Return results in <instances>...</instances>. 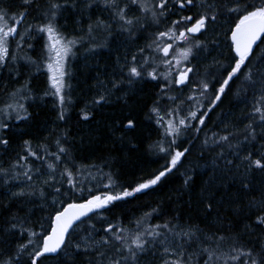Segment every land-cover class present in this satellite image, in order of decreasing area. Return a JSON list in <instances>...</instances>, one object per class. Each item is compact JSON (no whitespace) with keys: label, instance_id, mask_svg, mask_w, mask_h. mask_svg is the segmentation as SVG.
I'll use <instances>...</instances> for the list:
<instances>
[{"label":"snow or ice","instance_id":"obj_1","mask_svg":"<svg viewBox=\"0 0 264 264\" xmlns=\"http://www.w3.org/2000/svg\"><path fill=\"white\" fill-rule=\"evenodd\" d=\"M34 3L22 0L23 11L15 14L0 8V69L13 71L17 59L28 60L37 72L46 67L49 88L44 96L56 98L53 106L58 108V120L63 121L71 103L66 91L70 87L65 80L66 61L85 35L93 42L94 34L100 33L110 36L119 32L130 40L149 33L138 51L130 58L124 57L120 65L122 78L112 81V89L123 83L131 86L138 80L157 81L159 92L148 119L163 129L164 138L170 139L156 142L155 147L166 160L159 170L119 186L111 173L104 174L97 165L76 163L67 146V133L57 135L51 144L47 138L36 145L31 139L23 140L15 162L7 168L0 166V184L21 182L18 191L9 189L10 199L39 197L43 203L50 201L51 206L61 207L54 208L47 228L40 225L41 232L28 226L27 214H10L0 225V264H43L49 258L61 264H264V187L254 184L256 174H264V51L254 54L264 44V0H46L43 9L37 6L39 25L30 24L21 34L18 29ZM69 10H75L80 18L89 10L107 15H89L86 34L66 35L59 17ZM228 21L224 32L230 42L228 63L214 59L210 67L216 71L205 69L200 74L192 61L208 44H216L208 33L215 34L217 26L223 27L221 22ZM37 34L46 38L43 65L27 55L10 54L12 41L19 49L25 45L32 49L28 39H35ZM9 59L13 61L11 66ZM236 81L237 95L251 96V104L239 125L234 124L232 130L226 126L223 134L214 132L203 141L201 156L207 153L210 157V174L200 198L203 219L185 222L173 215L152 223L161 211L154 207L127 223L109 221L102 210L147 193L182 165L190 149L178 143L181 131L193 128L200 132L190 121L203 126L208 113ZM182 88L189 89L185 99L170 94L180 93ZM104 92L110 94L111 90L105 88ZM30 93L27 83L16 91L5 90L8 100L0 106V149L6 150L10 144L8 121L30 120L31 113L23 103L31 98ZM107 101L108 95L98 93L92 104ZM185 111L187 114L181 115ZM91 118L90 110H82L83 121ZM119 123L124 129L136 128L131 117ZM91 168L100 173L99 182L108 181L103 183L108 191L97 194L87 189L89 196L78 201L76 193L82 194L85 188L77 175H91ZM191 179L188 175L184 184L189 185ZM93 217L100 223L99 228L92 222ZM81 224L85 226L80 228ZM13 236L23 239L14 242L10 239Z\"/></svg>","mask_w":264,"mask_h":264},{"label":"trees","instance_id":"obj_2","mask_svg":"<svg viewBox=\"0 0 264 264\" xmlns=\"http://www.w3.org/2000/svg\"><path fill=\"white\" fill-rule=\"evenodd\" d=\"M21 3L22 0H0V8H6L9 14H15L23 11ZM45 5L46 0H35V3L29 7L28 15L18 29L21 34L25 33L27 26L30 24L33 26L39 25L41 20L37 6L43 9ZM191 11L195 13L196 10L192 9ZM89 15L95 17V15L106 16L107 14L89 10L83 18H80L77 16L75 10L65 11L63 15L59 17V23L65 26L61 30L64 31L66 35L86 34ZM76 21H79V23H75ZM221 23L223 27L217 26L215 34L211 32L208 33L209 37H214L216 39V44H208L205 51L199 53L198 58L192 61V63L197 66L200 74H204L205 69L212 72L216 71L210 67L214 59L228 63L230 42L226 39L224 32L230 21ZM147 34L149 36V33ZM41 35L42 34H37L35 39H28V43L33 45L32 49H28L27 45H25L23 49H19L16 47L15 41H12L10 45V54H14L17 57H25V55H27L31 60H35L37 63L43 65V45L46 42V38L41 39ZM123 35L125 34L119 32H114L110 36H105L103 33L99 35L94 34L95 40L93 42H90L88 36L85 35L83 42L76 45L74 48L75 54L70 58L76 56L80 59L83 58V60L77 71L73 72L69 68L66 70L67 76L65 80L66 83L70 85L68 93L71 97V103L66 109L65 120L60 121L57 118L58 108L53 106L56 103L55 97L53 98V105L49 106L52 110V114L50 115L48 113L50 109L49 107L46 108L43 102L45 98L44 92L48 89L43 92L39 91L35 82V84H33L34 88L30 93L31 98L23 101L28 111L31 113V118L28 121H21V125L24 129V133L21 137L25 136L26 139H31L33 145L40 143L46 136L51 137V144L57 135L63 137V135L67 133V146H70L71 154L76 158L77 164H83L78 160L79 155L90 159L102 156L104 155L103 152H106L110 159L114 160V162L112 161L114 168L119 170V174H121L122 179L119 182L114 181L118 186L127 185L141 177L146 178L151 175L154 166L153 160L149 155L153 157L165 156L163 153L159 152L155 145L158 140L164 139L166 141L170 139L163 137V129L159 127L161 137L148 143L147 134L152 128L150 129L151 125L148 126L145 123L144 114L142 113L146 106L145 103L147 98L149 97L138 98V100L132 103L131 107L119 104L120 107L115 111L101 113L98 120L96 116L98 105L93 106V99L80 100L81 97H84L83 89L89 76L101 78L106 76V71H104L105 69L103 70V63H94L89 60L94 58L100 60L101 58L104 59L105 52L111 40L116 37L120 38ZM202 39H204V37H202ZM80 47L83 51L79 52ZM260 48L261 44L258 49L254 50L255 55L260 54ZM89 54L93 55L91 56ZM86 55L88 56L87 58H85ZM8 63L11 66L13 61L9 59ZM110 67L107 69L108 71ZM43 69L45 68H42V70ZM42 70L37 72L36 67L26 59H17L15 61V69L11 72L8 69H0V106H2L3 101L8 100V97L5 95V90L10 92L16 91L17 88L19 89V86L25 82L31 81L32 83V81H35V75L41 73ZM159 83H163V81ZM231 92V88L226 90L221 101L208 113L203 126L196 120L190 121V124L195 128L201 129L200 132H195L193 128L181 131L178 137V143H180L182 147L189 148L190 151L182 165L178 166V169L173 170L171 174L164 178L155 188L148 190L147 193L137 194V196L130 197L127 200L118 201L109 208L104 209L102 214L108 220L116 216L117 220L113 223H117L118 221L127 223L131 219L142 216L144 212L151 211L154 207H159L161 211L158 216L152 219V223H161L164 220L171 219L173 215H179L185 222L189 219L197 221L202 220L203 208L200 204V198L202 188L205 186L210 174V157L207 153H205L203 157L201 156V150L204 147L203 141L206 138L212 137L214 132L217 134L224 133L219 128V122L221 120L223 126L228 125L232 127L234 124L237 125L236 120L239 118V110H237V108L239 105L228 102L232 94ZM170 94L179 95L180 99L183 100L189 94V89L182 88L180 93L172 92ZM190 103L191 102H186V105ZM204 103L207 104L208 101L206 100ZM82 110H90V115L92 116L86 123H83L81 120ZM235 110L236 112L233 114ZM186 114V111L181 113V115ZM219 116L220 120L218 119L219 121H216ZM127 117L134 118L138 127L133 133H130V139H128L130 135H126L124 138L117 137L116 133L124 130L119 122L122 120L126 122ZM137 129L138 131H136ZM8 138L13 149H17L19 144L22 143V140L20 139L19 141L18 137L12 138L9 136ZM36 163L38 164L39 162L37 161ZM85 173L83 175H77V180L81 186L85 188L82 194L79 192L76 193L75 198L78 201L89 196L90 193L87 189H91L92 192L97 194L108 191L103 185L98 188H90L85 178ZM188 175H191L192 179L190 184L186 186L184 181ZM254 184L257 187H264V174H256L254 177ZM64 188L65 190L67 189L66 184ZM116 190H119V187H117ZM8 200V192L0 187V225H3L10 216L5 208ZM222 211H224L229 218L235 219L231 217V213H227L226 210ZM49 217L50 215L45 222L42 223L45 228H47L50 222ZM85 220H87V218ZM92 222L97 223V228L100 227V223L96 220V217H93ZM201 226H203V224H201ZM34 230L41 232L42 229L40 228V224L35 227ZM10 239L14 242L18 241L17 236H13ZM60 263V260L53 258L43 261V264ZM77 264H79V261H77Z\"/></svg>","mask_w":264,"mask_h":264},{"label":"rangeland","instance_id":"obj_3","mask_svg":"<svg viewBox=\"0 0 264 264\" xmlns=\"http://www.w3.org/2000/svg\"><path fill=\"white\" fill-rule=\"evenodd\" d=\"M147 37H148L147 33H144L143 35L133 40L128 39L127 34L121 36L120 38L116 37L111 40L108 49L105 52L104 59L102 58L101 60L97 58L90 59L89 61H93L94 63H99V64L103 63V70L105 69L104 71H106V76L103 78L97 76H89V78L86 80L83 89L84 97L83 98L81 97L80 100L83 101L85 99L88 100V99L98 98V93H103L108 95V101L98 105L96 112V116L98 120L101 113L107 111H115L116 109H118V107H120L119 104L127 105L128 107H131L132 103L135 100H138V98L149 97L147 98V101L145 103L146 106L143 109V113H142L144 114L145 123L148 126L151 125L150 129L152 128V130H150V132L147 134L149 140L148 143H149L161 137V131L159 126L154 122V120L148 119V116L150 114L149 109L152 106V101L156 98V94L159 92L158 82L152 81L150 79L144 81L138 80L131 86H129L127 83H123V84H119V86L116 89H112V81L114 80L118 81L119 79L122 78L120 65L123 63L124 57L128 56L130 58V56L134 52L138 51L139 47H142L145 44ZM74 48L72 50V54L69 55L66 61V70L69 68L73 72L77 71L79 65L82 63L83 60V58L80 59L76 56H75L76 58L75 57L70 58L73 56V54H75ZM80 51H83L81 47L79 48V52ZM261 51H264V44H261L260 52ZM89 55L92 56L93 54H89ZM87 57L88 56L86 55L85 58ZM109 67L110 69L108 71L107 69ZM48 75L49 74L47 73L45 67V69H43L41 73L35 75L34 77L35 81H32V83L31 81H27L28 87L32 90L34 88L33 84H35L36 82L35 85L38 88V90L43 92L49 87ZM25 84L26 82L22 85ZM237 84H239V81H236L231 85L230 88L232 94L228 102L231 104L236 103L237 105H239L237 108V110H239V116H238L239 118L236 120L237 125H239L241 120L243 119V114L248 112L249 110V106L251 104V96H245L243 93L237 95V87H236ZM20 86L19 89L21 88ZM105 88L110 89L111 93L110 94L105 93L104 92ZM68 90L69 88H66L67 92ZM125 93H127L126 96L127 103H125V99H124ZM53 98H54L53 96H45L43 102L46 105L45 106L46 108L53 105ZM235 112L236 110L233 111V114H235ZM48 113L51 115L52 110L50 109ZM218 119L220 120V116L217 118L216 121H219ZM221 121L219 122L220 125L219 128L220 130L225 132L226 126H223V123ZM82 122L86 123L87 121L82 120ZM8 123L10 124V129L7 133V137L9 136L12 138L18 137L19 141L21 139L23 142V140H25L26 138L25 136L21 137L24 133V129L23 126L21 125V121L10 120L8 121ZM137 127L138 125L136 123V128ZM227 128L228 130H232L231 126L227 125ZM133 131L134 130L124 129L123 131L116 133V136L120 138H124L126 135H130V133H133ZM136 131H138V129ZM46 138H47V142L50 144L51 137L46 136L45 139ZM130 138L131 135L128 136V139ZM45 139H42L41 142H44ZM21 145L22 143L19 144L17 149H13L11 144H9L6 150L0 149V166L7 168L11 163L15 162L17 153L21 152ZM103 154L104 155L102 156H98L90 159L85 158L82 155H79L78 160L84 165H97L99 168L103 170L104 174L111 173L113 176V180L115 182H119L122 179V177L121 174H119V170L115 169L113 166L114 160H111L106 152H103ZM149 157H151V159L153 160V161L151 160L154 166L152 172L160 169L161 166L164 165L166 162L165 156L153 157L152 155H149ZM90 171H91V175H89L88 172L85 173V178L90 188H98L99 186L103 185V183L108 182L107 180H104L103 183L99 182L98 178L100 176V173H98L95 168H91ZM20 184H21L20 181H15V182L10 181L7 186L0 184V187L4 191L6 190V192H8V199L10 200L7 201V205L5 207L6 212H8L9 215L18 214L21 217H24L27 214V224L29 227H32L34 229L35 227L39 226V224L41 225L42 223H44L50 214H53L54 208H59L61 207V205L56 204L55 206H51L50 201L48 203H43V201H41L39 197H34L31 200L10 199L9 189H11V191H18L19 190L18 186ZM63 199H67V198L64 197ZM41 205H43V207H41ZM18 209H22V210L18 212ZM102 212H104V210H102ZM116 220H117L116 216L109 219V221H111L112 223L114 221L116 222ZM84 226H85L84 224H81L80 228H83ZM80 228H78L76 231L79 232ZM17 239L18 241L16 242H20L23 238L17 236Z\"/></svg>","mask_w":264,"mask_h":264},{"label":"water","instance_id":"obj_4","mask_svg":"<svg viewBox=\"0 0 264 264\" xmlns=\"http://www.w3.org/2000/svg\"><path fill=\"white\" fill-rule=\"evenodd\" d=\"M84 219H86V218H84Z\"/></svg>","mask_w":264,"mask_h":264}]
</instances>
